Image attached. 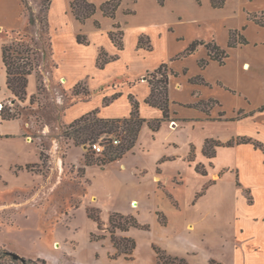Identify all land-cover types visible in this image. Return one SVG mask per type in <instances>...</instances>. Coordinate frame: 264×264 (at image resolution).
Listing matches in <instances>:
<instances>
[{"label": "crops", "instance_id": "obj_1", "mask_svg": "<svg viewBox=\"0 0 264 264\" xmlns=\"http://www.w3.org/2000/svg\"><path fill=\"white\" fill-rule=\"evenodd\" d=\"M73 1L51 0L48 23L53 69L48 73L47 62L41 57L39 71L29 76L23 103L30 104L32 97L39 93L42 77L46 86L53 80L71 96L78 84L86 86L84 91L88 94H80L85 98L66 108V124L95 111L103 119L130 118L131 99L139 103L141 118L162 119L163 111L146 100L151 95L149 75L167 64L173 73L169 97L174 124L163 122L154 132L146 123L137 149L122 158L118 170L123 172L121 177H130L139 186L141 199L153 201L154 213H163L166 217L163 225L156 214L154 228L159 239L151 240L152 248L157 246L169 256L185 258L188 264H211L212 259H218H201L191 237L182 236L184 231L192 232L196 228V223L188 217L190 210L194 211L192 206L198 203V200L192 203L193 194L200 193L208 183H212L210 193L220 190L227 182L232 185L231 191L239 195L237 199L240 195L243 197L246 206L255 205L257 197L264 201V181H251L258 177L264 179V150L253 143L237 141L250 138L264 146V111H259L264 106V27L250 19V14L264 10V0H226L221 7L214 6L213 0H166L163 3L122 0L114 18L105 16L100 9L110 0H87L97 6V11L84 22L75 16ZM28 27L23 0H0L1 137L22 136L30 126L23 118L4 120L1 115L5 104L17 102L7 87L3 47L13 41L12 36ZM118 29L124 32L123 49L110 37L111 32ZM233 31H238L241 34L238 38L244 37L247 43L230 47ZM79 35L85 36L88 43H79ZM141 37L150 48L139 46ZM196 42L200 44L189 53L188 49ZM208 44L227 51L225 64L211 59ZM101 51L115 58L103 69L97 64ZM203 61L207 63L202 65ZM105 99L111 101L105 104ZM144 135L153 143L147 145ZM207 141L224 145L216 146V157L210 161L212 166L204 176L190 164L188 157L194 151L197 162L206 164ZM231 141L234 144L228 146ZM157 146L161 148L159 152L154 151V157L151 155V163L130 166L127 162L129 156L150 154L149 147ZM165 157L171 160L162 164L159 172L157 166ZM176 176L180 182H175ZM145 185L147 190L143 189ZM132 202L140 206L138 200ZM230 208L228 215L231 213L234 219L240 212L233 203ZM219 239L222 243L223 235ZM157 261L154 250L149 264Z\"/></svg>", "mask_w": 264, "mask_h": 264}, {"label": "rangeland", "instance_id": "obj_2", "mask_svg": "<svg viewBox=\"0 0 264 264\" xmlns=\"http://www.w3.org/2000/svg\"><path fill=\"white\" fill-rule=\"evenodd\" d=\"M24 4L28 19L32 13L34 21L28 29L12 36V42L33 49L39 64L35 72L44 56L46 71L50 73L53 62L47 35V4L45 0H24ZM40 78L41 89L30 104L16 99L15 104L4 105L30 126L22 136H0V264H149L155 250L151 240L159 239L154 228L156 214L160 223L166 222V217L154 213L153 201L141 199L139 186L130 177H121L123 172L118 170L122 158L133 153L137 143L121 155L127 142L126 132L120 128L101 135L122 139L121 145L108 144L104 156L89 148L93 139L77 145L70 136L74 130L65 123L64 114L69 104L85 97L71 96L53 80L46 86ZM85 88L83 84L80 91L83 93ZM242 115L240 112L239 116ZM143 138L147 145L153 143L150 137ZM216 145L217 142H211L206 147L209 155L216 157ZM159 148L149 147L150 154L131 155L127 162L130 166L151 163ZM204 156L206 164L197 162L194 151L188 159L195 168L208 173L215 157L206 156L205 149ZM169 160L165 157L160 161L159 172ZM178 179L176 176L175 182H180ZM210 184L193 194L192 203H198L192 206L194 211L190 210L188 217L196 228L184 231L182 236L191 237L201 259L220 260L212 259L211 264H264V201L257 197L255 205L246 206L243 197L237 199L239 195L231 191V184L226 182L218 192L209 193ZM147 188L143 186L144 190ZM134 199L140 206L138 202L131 203ZM230 203L240 212L234 219L231 213L228 215L232 210ZM113 213L134 216L140 224L150 225L149 231L133 228L128 233H116L117 237L136 240L131 259L117 255L111 242L109 221ZM5 252L19 255L25 262L5 256Z\"/></svg>", "mask_w": 264, "mask_h": 264}, {"label": "trees", "instance_id": "obj_3", "mask_svg": "<svg viewBox=\"0 0 264 264\" xmlns=\"http://www.w3.org/2000/svg\"><path fill=\"white\" fill-rule=\"evenodd\" d=\"M163 3L166 0H159ZM24 2V0H23ZM122 0H110L103 3L100 6V9L104 13L105 16L114 18L116 16V12L121 4ZM226 0H213V5L221 7L225 4ZM47 4V8L49 10L51 0H45ZM72 10L75 16L82 22L91 18L97 11V6L90 3L87 0H74L72 2ZM250 19L255 21L258 25L264 27V10L261 13L250 14ZM34 18L31 13L29 17V26L33 23ZM48 26V39L50 40L49 34V24ZM117 28H119L117 26ZM123 34L124 32L118 29L115 32H111L110 37L115 43V45L119 49H123ZM241 35L238 31H233L231 33L229 46L236 47L239 44H246L247 40L244 37H239ZM79 43H88V40L85 36H78ZM51 44V43H50ZM200 43H194L188 49V52L194 51V49ZM139 46H145L150 48V44H147L143 37L139 40ZM207 48L209 50V54L211 59L220 62L221 64H225V60L228 57L227 51L221 49L217 45L208 44ZM114 57H109L105 52L101 51L98 58V67L103 69L105 66L114 60ZM3 60L7 71V87L13 94V96L19 100L24 102L27 97V86L29 81V76L32 75L36 70L39 64L36 62V54L33 49L25 45L23 43L10 42L6 43L3 47ZM207 62L203 61L202 65H205ZM173 73L170 71L167 64L161 65L157 70L149 75V83L151 85V95L146 100L148 104L153 107H157L163 111V118L157 119L153 121H147L140 117L139 115V103L132 100L133 103V111L130 118L125 119H103L100 118L97 112L89 113L82 118L74 121L70 124V127L74 130L73 134L70 136L73 138L77 145L82 143H86L88 140L93 139L92 142L97 141L103 133H113V131H117L121 128L122 132H126V144L122 147L120 153L121 155L130 151L136 145L139 134L143 128V126L147 123L150 129L154 132H157L163 122L171 121V101L169 97V83L170 77ZM82 84H78L74 89V95H80L82 92L80 91V87ZM41 87L39 86V91ZM86 95L88 94L84 91ZM34 96L32 97V101L34 100ZM116 97H113L114 99ZM111 99H105V104H108ZM259 111H264V106H262ZM2 118L4 120H12L17 119L18 116L12 113V109L6 108L5 106L1 111ZM122 141V139H121ZM91 142V143H92ZM215 141H207L206 147L210 143ZM238 143H253L257 148H263L264 146L258 142L253 141L250 138H241ZM122 144V142H121ZM120 144V145H121ZM234 141L227 143L228 146H232ZM224 144L217 142L216 146H222ZM215 146V147H216ZM205 147V155L209 158L215 157V155H209L208 151H206ZM41 161L45 163V153L42 147L41 149ZM196 171L202 175H207V172H202L199 167H196ZM98 220V218H96ZM110 233H111V242L113 243L114 248L117 249L119 256H125L127 259H131L132 255L136 248V240L132 237H117L116 233L118 231L122 233H128L131 229H142L149 231L150 225H142L139 223L137 218L134 216H127L120 213H113L110 217ZM161 224L165 225L166 222L161 221ZM154 249L158 255V261L156 264H188L185 258L180 257H172L166 254L164 250L161 248L154 246ZM5 256H12L11 253L5 252ZM22 261V260H20ZM25 262V259L24 261Z\"/></svg>", "mask_w": 264, "mask_h": 264}, {"label": "built area", "instance_id": "obj_4", "mask_svg": "<svg viewBox=\"0 0 264 264\" xmlns=\"http://www.w3.org/2000/svg\"><path fill=\"white\" fill-rule=\"evenodd\" d=\"M118 146L121 144V139L113 135H103L97 141L89 144V148L99 156H104L106 153V147L108 144Z\"/></svg>", "mask_w": 264, "mask_h": 264}, {"label": "water", "instance_id": "obj_5", "mask_svg": "<svg viewBox=\"0 0 264 264\" xmlns=\"http://www.w3.org/2000/svg\"><path fill=\"white\" fill-rule=\"evenodd\" d=\"M12 257L15 259V260H22L24 261V258L20 257L19 255L15 254V253H11Z\"/></svg>", "mask_w": 264, "mask_h": 264}]
</instances>
